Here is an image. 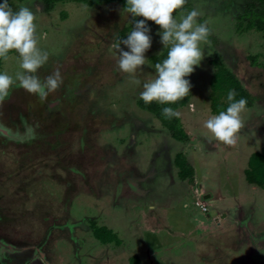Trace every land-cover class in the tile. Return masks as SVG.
Here are the masks:
<instances>
[{
    "label": "rangeland",
    "instance_id": "rangeland-1",
    "mask_svg": "<svg viewBox=\"0 0 264 264\" xmlns=\"http://www.w3.org/2000/svg\"><path fill=\"white\" fill-rule=\"evenodd\" d=\"M245 2L187 0L174 16L195 9L210 29L204 58L185 77L191 96L176 111L188 139L177 140L136 103L142 86L117 70L114 38L132 20L120 4L46 10L41 0H9L13 10L35 13L38 47L49 54L36 75L59 69L63 83L43 103L19 87L0 102V264H264V188L245 175L251 157L264 156V38L238 31ZM160 32L150 27L141 82L155 77L148 58L165 49ZM219 56L255 98L234 146L204 127L228 105H211ZM17 70L12 51L0 72ZM19 114L36 136L13 126ZM177 152L194 166L192 182L177 176ZM88 218L119 243L97 240Z\"/></svg>",
    "mask_w": 264,
    "mask_h": 264
},
{
    "label": "clouds",
    "instance_id": "clouds-1",
    "mask_svg": "<svg viewBox=\"0 0 264 264\" xmlns=\"http://www.w3.org/2000/svg\"><path fill=\"white\" fill-rule=\"evenodd\" d=\"M187 0H126L123 11L131 14L132 29L126 38H118L116 50L117 70L133 76L135 83L142 86L140 99L145 104L153 101L164 105L172 104L186 97L192 87L185 77L194 72L204 58L201 43H209L210 29L206 23H197L199 12L195 9L182 13L179 20L173 13L182 9ZM136 17H143L137 20ZM35 13L27 6L13 10L8 0L0 3V59L7 60L10 51L18 53L19 70L14 75L0 72V102H3L13 87L23 88L30 94L46 99L63 83L59 69L43 80L36 75L48 59L47 51L38 47ZM146 21H152L161 29L160 43L167 48V57L155 63L154 78L141 82L136 77L137 70L146 62L145 53L151 48L152 37ZM121 44L128 50L121 48ZM236 91L227 93L226 110L210 116L204 127L216 141L227 146L237 143V135L244 127L241 117L247 100L236 99ZM161 114L166 119L178 117L179 112L171 107H163ZM198 199V198H196Z\"/></svg>",
    "mask_w": 264,
    "mask_h": 264
},
{
    "label": "trees",
    "instance_id": "trees-1",
    "mask_svg": "<svg viewBox=\"0 0 264 264\" xmlns=\"http://www.w3.org/2000/svg\"><path fill=\"white\" fill-rule=\"evenodd\" d=\"M23 1V0H17ZM43 6L46 10L51 9L54 5L59 2H77L80 4H85L88 7H98L103 8L106 5L118 3L123 8L126 5V0H41ZM247 2L244 7H242V12L237 14V24L236 27L239 32H243L245 29H252L254 28L256 31L260 32L264 38V0H246ZM4 0H0V3H3ZM9 2V0H8ZM178 9L173 13V16L176 15ZM132 19V17H131ZM137 20L143 19V17H136ZM245 22V24H243ZM149 28L153 25H156L152 21H146ZM158 26V25H156ZM159 27V26H158ZM132 29V20L130 23L125 24L123 27L117 30L116 36L114 38V43H118V38H126V35ZM12 52V51H10ZM9 52V53H10ZM9 55V54H8ZM218 56V55H217ZM167 57V48L164 49L163 52L159 54H152L149 56L148 60L150 65L155 70V63L161 62L163 59ZM253 59V63H255V58ZM2 59H0L1 62ZM212 64L214 66L212 77L210 78V94H212L211 105L213 110L220 109L221 103L227 101V93L229 90L234 89L237 93L236 99L245 98L247 100L246 107H251L253 100L255 99L253 95H251L247 89L244 88L243 84L241 83L240 79L235 75V73L228 68L222 57H215L212 59ZM156 75V72H155ZM154 75V76H155ZM189 94L184 97L183 99L177 101L176 103L172 104H164L161 105L155 101L150 104H145L142 99H137L136 103L138 106L154 115L157 120L163 124V126L167 127L172 136L177 140H187L188 136L186 132L181 127L180 118L173 117L171 119H166L162 114L161 110L163 107H171L176 110L178 107L185 105L190 98ZM41 103H43V99H41ZM30 105V104H29ZM31 106V105H30ZM223 108V107H222ZM226 109V107H225ZM32 112V111H31ZM178 124V125H177ZM26 130V129H25ZM33 131H30L28 137H34L36 134ZM38 137V136H37ZM34 139V138H33ZM174 165L177 168V176L182 181H193V177L195 174L194 166L191 162L186 159V156L183 155L182 152H177L174 157ZM176 162V164H175ZM245 175L248 182L258 185L259 187L264 188V156L260 153H255L251 159L248 168L245 169ZM89 225L91 228V233L97 240H100L103 244L116 242L119 243V239L117 235L104 223L97 224L96 220L92 218H88ZM139 259L132 262V264H138Z\"/></svg>",
    "mask_w": 264,
    "mask_h": 264
},
{
    "label": "flooded vegetation",
    "instance_id": "flooded-vegetation-1",
    "mask_svg": "<svg viewBox=\"0 0 264 264\" xmlns=\"http://www.w3.org/2000/svg\"><path fill=\"white\" fill-rule=\"evenodd\" d=\"M30 101H31V99L29 100V103H30ZM30 119H32V117H31ZM30 119H27V120L30 121ZM39 119H40V118H39ZM38 122H39V120H38ZM38 122H37V123H38ZM11 123L13 124V126H16V127L18 126V123L21 124L22 127H24V128H23V131H24L25 129L27 130V131H24L23 133H24V134H26V133H30V129H29V128L31 127V124H32V123L28 122V123H29L28 125H30V126H27V125H26V123H27V122H26V119H25L24 117H22L21 114H19L18 117H17V119H16V120H13ZM34 126H35V125H34ZM33 129H35V127H33ZM1 132H3V131L0 130V134H1ZM11 132H13V131H11ZM3 133H4V132H3ZM13 133H14L15 135H16V134H19L17 129H15Z\"/></svg>",
    "mask_w": 264,
    "mask_h": 264
},
{
    "label": "crops",
    "instance_id": "crops-1",
    "mask_svg": "<svg viewBox=\"0 0 264 264\" xmlns=\"http://www.w3.org/2000/svg\"><path fill=\"white\" fill-rule=\"evenodd\" d=\"M153 208V207H152Z\"/></svg>",
    "mask_w": 264,
    "mask_h": 264
}]
</instances>
